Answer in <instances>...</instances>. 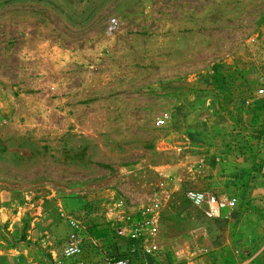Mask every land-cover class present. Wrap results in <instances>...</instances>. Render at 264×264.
<instances>
[{"label":"rangeland","instance_id":"obj_1","mask_svg":"<svg viewBox=\"0 0 264 264\" xmlns=\"http://www.w3.org/2000/svg\"><path fill=\"white\" fill-rule=\"evenodd\" d=\"M261 89L264 0H0V264H264Z\"/></svg>","mask_w":264,"mask_h":264},{"label":"built area","instance_id":"obj_2","mask_svg":"<svg viewBox=\"0 0 264 264\" xmlns=\"http://www.w3.org/2000/svg\"><path fill=\"white\" fill-rule=\"evenodd\" d=\"M260 94L264 93L261 89L258 91ZM186 200L196 209L203 212L205 217L209 219L220 218L224 212L232 210L236 206L235 198L216 197L211 193H204L200 191L190 190L185 194ZM142 256L138 261H133L132 252L125 253L112 259L110 264H149L147 260H153L156 257L157 251L152 246L144 242L142 244ZM63 256L65 258H72L80 254V247L76 243H68L63 249ZM111 260V259H110Z\"/></svg>","mask_w":264,"mask_h":264},{"label":"crops","instance_id":"obj_3","mask_svg":"<svg viewBox=\"0 0 264 264\" xmlns=\"http://www.w3.org/2000/svg\"><path fill=\"white\" fill-rule=\"evenodd\" d=\"M263 194H264V192H263ZM89 201H90V200H89ZM241 263H242V264H247L246 261H241ZM255 263H257V262H255Z\"/></svg>","mask_w":264,"mask_h":264}]
</instances>
